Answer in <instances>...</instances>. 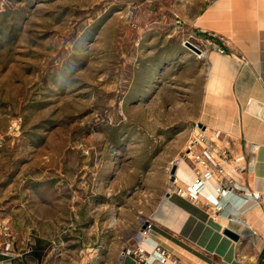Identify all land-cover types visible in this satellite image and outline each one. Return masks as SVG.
<instances>
[{
  "label": "rangeland",
  "instance_id": "rangeland-1",
  "mask_svg": "<svg viewBox=\"0 0 264 264\" xmlns=\"http://www.w3.org/2000/svg\"><path fill=\"white\" fill-rule=\"evenodd\" d=\"M211 1L0 0L7 264L29 247L39 257L18 264L148 257L170 169L202 132L210 46L195 20Z\"/></svg>",
  "mask_w": 264,
  "mask_h": 264
},
{
  "label": "crops",
  "instance_id": "crops-1",
  "mask_svg": "<svg viewBox=\"0 0 264 264\" xmlns=\"http://www.w3.org/2000/svg\"><path fill=\"white\" fill-rule=\"evenodd\" d=\"M195 26L210 46L205 53L202 145L213 150L223 169L222 176L208 182V197H217L223 208L215 211L205 195L196 203L170 195L161 208L164 215L168 212L170 227L150 230L146 243L165 249L168 264H264V0H213ZM194 166L178 162V186L192 183ZM218 187L231 192L218 198ZM223 229L239 234L240 240L222 238ZM37 253L29 247L14 263L22 257L34 262ZM121 264L158 263L124 257Z\"/></svg>",
  "mask_w": 264,
  "mask_h": 264
},
{
  "label": "built area",
  "instance_id": "built-area-1",
  "mask_svg": "<svg viewBox=\"0 0 264 264\" xmlns=\"http://www.w3.org/2000/svg\"><path fill=\"white\" fill-rule=\"evenodd\" d=\"M216 51L220 54H225V51L221 47H217ZM196 147H200V150H195ZM212 149L207 146L202 145L201 134L194 138L192 144L190 145L186 156L189 161H191L194 166L195 178L190 185L180 187L176 184V180L173 182V187L167 193L170 195H177L183 199H187L192 203L198 202L200 197H204L203 191L207 188L208 182L212 179H218L223 174V169L220 163L212 156ZM222 158L226 159L227 154L223 153ZM199 167H196V166ZM201 168L202 170H200ZM231 191L226 188L218 187L216 189V195L218 198H223L228 196ZM205 200L213 205L215 211H221L223 205L221 202H217V197L215 201H212L208 197H204ZM148 231L145 230L143 235H145V241L147 238ZM15 236L13 235L10 226L0 218V264L10 263L15 257ZM146 252L149 258H152L158 264H168L169 254L168 252L154 245L152 251H141ZM144 261V257H140Z\"/></svg>",
  "mask_w": 264,
  "mask_h": 264
},
{
  "label": "water",
  "instance_id": "water-1",
  "mask_svg": "<svg viewBox=\"0 0 264 264\" xmlns=\"http://www.w3.org/2000/svg\"><path fill=\"white\" fill-rule=\"evenodd\" d=\"M186 47L198 55L201 54V51L190 43H186ZM198 126L203 128L201 124H199ZM176 173H177V165H173L169 173L171 183H173L176 180ZM166 197L169 198V195L167 194ZM221 235L223 236L224 239L229 241L238 242L240 240V235L231 231L230 229H223Z\"/></svg>",
  "mask_w": 264,
  "mask_h": 264
},
{
  "label": "bare ground",
  "instance_id": "bare-ground-1",
  "mask_svg": "<svg viewBox=\"0 0 264 264\" xmlns=\"http://www.w3.org/2000/svg\"><path fill=\"white\" fill-rule=\"evenodd\" d=\"M210 75V74H209ZM188 183H190L191 184V182L189 181ZM203 194L206 196V197H208L209 195V189L208 188H206L204 191H203ZM232 196H234L233 194H232ZM209 198V197H208ZM210 199V198H209ZM213 201H215V200H213ZM232 223V222H231ZM234 223V222H233ZM145 245H147V243H145ZM148 246V245H147ZM151 248V247H150Z\"/></svg>",
  "mask_w": 264,
  "mask_h": 264
}]
</instances>
